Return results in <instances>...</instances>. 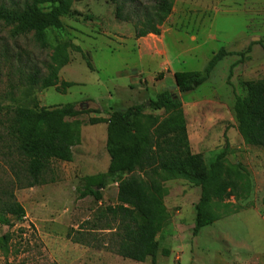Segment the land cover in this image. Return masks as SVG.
<instances>
[{
    "label": "rangeland",
    "instance_id": "rangeland-1",
    "mask_svg": "<svg viewBox=\"0 0 264 264\" xmlns=\"http://www.w3.org/2000/svg\"><path fill=\"white\" fill-rule=\"evenodd\" d=\"M171 1L159 36L140 39L134 38L133 23L118 21L106 0H77L75 16L61 18L62 30L48 31L46 49L31 35L13 39L11 28L0 24V49H6L9 63L24 65L25 72V62L32 61L44 76L46 65L52 64L57 68V87L71 85L64 93L55 87L37 90L38 107L72 104L83 113L67 120L76 121L80 133L71 162L53 161L45 185L15 192L25 218L12 229L0 228V237L7 233L13 237L0 264H138L115 255L108 230L85 233L84 246L71 242L67 234L76 236L85 223L108 229L99 213L116 204V184L110 179L100 203L91 197L78 200L76 190L89 177L107 175V120L113 111L145 105V115H161L149 109L148 99L162 91L176 95L173 74L202 72L222 48L244 57L223 59L202 86L177 95L190 152L210 165L227 144L225 167L241 165L250 176L251 193L244 201L229 200L231 209L221 210L218 222L193 236L200 189L182 179L162 183L168 220L157 236L153 264H264V151L244 144L234 114L235 99L247 97L245 85L264 79V0H253L254 7L245 11L244 0L224 5L220 4L227 0ZM139 3L147 7L152 0ZM0 71V151L4 152L7 140L1 123L6 108L20 99L21 83L9 74L8 63H2ZM5 177L0 170V179Z\"/></svg>",
    "mask_w": 264,
    "mask_h": 264
},
{
    "label": "trees",
    "instance_id": "trees-1",
    "mask_svg": "<svg viewBox=\"0 0 264 264\" xmlns=\"http://www.w3.org/2000/svg\"><path fill=\"white\" fill-rule=\"evenodd\" d=\"M106 1L114 7L118 21L133 23L135 39L159 36L173 7L171 0H152L147 7H142L139 0ZM76 2L0 0V24L11 28L13 39L31 35L35 44L46 49L49 47L48 31L62 30L61 18L75 16L73 6ZM70 47L79 51L72 44ZM233 56L243 59L244 54L222 48L202 72L174 73L177 94L186 95L198 89L219 62ZM7 58L6 49L1 48L0 66L8 63L9 74L21 83L20 99L6 108L5 121L1 123L7 142L6 150L0 151V170L7 177L0 179V228L12 229L25 218L15 192L45 185V174L53 161L71 162L72 150L80 144V133L78 123L67 120L83 113L72 104L49 109L38 107L37 90L55 87L64 93L71 86L61 83L60 88L57 87L54 65H46L44 76L42 69L32 61L25 62L24 72V65L14 67ZM234 66L230 67V75ZM161 76L163 74L160 80ZM245 87L247 97L236 98L234 104L237 130L245 145L264 151V79L248 82ZM177 94L162 91L148 99L149 109L161 115H145V105H136L113 111L109 116L107 175L89 177L76 193L78 200L91 197L100 203L101 191L109 185L106 180L110 179L116 184V204L99 213V221L104 220L108 229L85 223L75 233L78 238L70 232L67 234L72 243L84 246L85 233L108 230L112 234L110 244L115 255L138 264L148 260L153 264L158 254L157 236L168 220L164 205L166 190L162 183L182 179L200 189L199 200L194 205L193 236L218 222L220 211L231 209L229 200L239 202L249 197L252 185L248 172L239 164L225 167L227 144L225 151L210 165H206L200 155L190 152L182 102ZM136 172L139 175H135ZM12 241L8 233L0 237V256L7 257Z\"/></svg>",
    "mask_w": 264,
    "mask_h": 264
},
{
    "label": "crops",
    "instance_id": "crops-1",
    "mask_svg": "<svg viewBox=\"0 0 264 264\" xmlns=\"http://www.w3.org/2000/svg\"><path fill=\"white\" fill-rule=\"evenodd\" d=\"M250 2H248V0H244V4H243V6H244V11L248 8V7H254V1L253 0H249ZM256 1H258V0H256ZM228 3V0H227V2H223V4H220V5H224V4H227ZM253 3V4H252ZM228 52H230V51H228ZM233 52V51H232Z\"/></svg>",
    "mask_w": 264,
    "mask_h": 264
}]
</instances>
